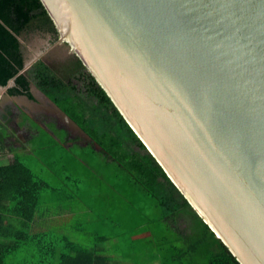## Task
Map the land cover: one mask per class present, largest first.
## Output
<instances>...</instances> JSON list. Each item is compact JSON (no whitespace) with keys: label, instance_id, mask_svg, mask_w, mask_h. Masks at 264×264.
Returning a JSON list of instances; mask_svg holds the SVG:
<instances>
[{"label":"water","instance_id":"1","mask_svg":"<svg viewBox=\"0 0 264 264\" xmlns=\"http://www.w3.org/2000/svg\"><path fill=\"white\" fill-rule=\"evenodd\" d=\"M40 1L202 222L264 264V0Z\"/></svg>","mask_w":264,"mask_h":264},{"label":"trees","instance_id":"2","mask_svg":"<svg viewBox=\"0 0 264 264\" xmlns=\"http://www.w3.org/2000/svg\"><path fill=\"white\" fill-rule=\"evenodd\" d=\"M52 23L40 0H0V86L7 87L15 78V88L9 94L31 97L30 87L34 83L95 138L111 137L113 148L128 150L125 151L132 158L130 167L137 174L132 169L127 171L137 187L156 202L162 212L160 221L173 215L174 222L185 219L191 225V233L182 237V241L165 237V241L157 242L156 251L160 254L157 259L161 264H240L192 210L155 159L149 155L145 161L135 153L132 146L146 150L145 146L82 61L76 58L59 69L38 61L20 74L25 66L20 39L37 31L51 34L56 40ZM75 80L85 82V92ZM1 142L0 137V149ZM40 192L41 186L32 171L18 159L9 166H0V264H13L15 256L22 258L20 264H99L92 248L67 242L60 252L62 240L53 241L44 234L32 233Z\"/></svg>","mask_w":264,"mask_h":264},{"label":"crops","instance_id":"3","mask_svg":"<svg viewBox=\"0 0 264 264\" xmlns=\"http://www.w3.org/2000/svg\"><path fill=\"white\" fill-rule=\"evenodd\" d=\"M12 88L15 84L6 91L0 86V166L15 159L28 169L25 160L39 164L41 192L32 233L62 240L60 252L67 242L92 248L99 264H137L135 248L148 247L144 257L150 258L152 246L156 251L168 229L172 241H182L174 231L173 215L158 227L137 208V191L151 198L128 173L132 158L127 149H115L111 137L98 139L76 127L34 83L31 97L11 96ZM132 148L136 153L137 147ZM113 178L122 182L119 188L103 187ZM127 189L134 196L127 198ZM158 255L156 251L155 261L161 264Z\"/></svg>","mask_w":264,"mask_h":264},{"label":"rangeland","instance_id":"4","mask_svg":"<svg viewBox=\"0 0 264 264\" xmlns=\"http://www.w3.org/2000/svg\"><path fill=\"white\" fill-rule=\"evenodd\" d=\"M20 41L25 56V62L33 61L37 57L39 58L42 55H44L43 60L46 63H48L50 61V58L53 57L54 58L67 57L73 60L77 58L75 55H71L67 49L63 50L62 46L56 45L55 47H51L52 44L51 38L49 34L46 35V33L41 34L40 32L32 31L23 35ZM66 64L67 62H65L64 60H60L58 64H54V66L52 67L59 69L62 67L61 65H66ZM75 82L77 83L79 89L82 92H85V82L81 80H75ZM136 154H138V156L140 158H143L145 161L148 160V156L150 155V153L147 150H140L139 148H136ZM24 163H26V165L31 169L32 173L35 174L34 176L37 182L41 181L42 179L39 177V170H38L39 164L37 163V161L29 162L28 160H25ZM121 184H122L121 181L120 182L116 181L113 178L107 180V182H105V185H103V187L106 188L110 186L111 187L117 186L119 188ZM109 190L110 189L108 188V191ZM120 190H123V188H121ZM129 192L130 191L128 189L125 191L127 198H129L130 196H134L132 194H129ZM134 200L137 202V208L140 209L145 215H150L151 220L154 224H156L158 227H161V225H163L162 221H160L162 212L160 209H158L155 201L149 199L147 196L143 195L138 191H137V197L134 198ZM140 220H142V217H140ZM174 231L180 236L186 237V235L191 233V225L190 224L188 225L185 222V219L184 220L179 219L176 222H174ZM165 237L171 239V234L168 233V230L166 232ZM172 238H174V234H172ZM150 246H152V244ZM152 247L153 249H151V253L153 255H150V258L144 257V254L146 253L148 247H146L144 250H141V248H138V250L137 248H135L133 250V253L135 254L133 257L135 258L137 264H150L152 259H154L153 264H160V262L155 261L154 254L156 253V251L154 250V245ZM12 262H14L13 264H20V262H22V258L20 256L19 257L15 256L14 261Z\"/></svg>","mask_w":264,"mask_h":264},{"label":"flooded vegetation","instance_id":"5","mask_svg":"<svg viewBox=\"0 0 264 264\" xmlns=\"http://www.w3.org/2000/svg\"><path fill=\"white\" fill-rule=\"evenodd\" d=\"M41 34H43V33H41ZM24 35H25V34H24ZM46 35H47V34H46ZM49 36H50L51 41H52L51 47H55V46L57 45V39H56V40H53L51 34H49ZM53 41H54V42H53ZM57 46H59V45H57ZM62 47H63V50H64V49H67V50H68L67 46H63V45H62ZM43 56H44V55H42V56L39 57V58L37 57L36 59H39L38 61H42V62H44V60H43ZM74 58H75V57H74ZM75 59H76V58H75ZM60 60H64L65 62L68 63L69 61L71 62V60H73V59H71V58L69 59V58H67V57H66V58H64V57H63V58H61V57H60V58H54V57H53V58H50V61H49L48 63H46V62H44V63L47 64V65L51 68L52 66H54V64H58V62H59ZM38 61H37V62H38ZM37 62H36V63H37Z\"/></svg>","mask_w":264,"mask_h":264}]
</instances>
